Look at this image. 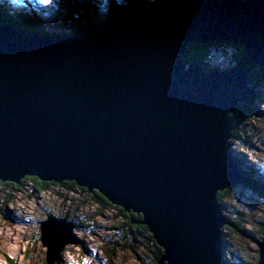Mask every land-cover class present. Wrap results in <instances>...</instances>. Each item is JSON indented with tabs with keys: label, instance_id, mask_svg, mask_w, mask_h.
I'll use <instances>...</instances> for the list:
<instances>
[{
	"label": "water",
	"instance_id": "water-1",
	"mask_svg": "<svg viewBox=\"0 0 264 264\" xmlns=\"http://www.w3.org/2000/svg\"><path fill=\"white\" fill-rule=\"evenodd\" d=\"M225 41L245 51L229 69L184 61L191 43ZM255 68L264 74V0L132 7L69 36L0 26V181L75 183L142 215L159 264H228L217 197L249 184L230 115L259 98ZM74 228L41 222L49 264L78 243Z\"/></svg>",
	"mask_w": 264,
	"mask_h": 264
},
{
	"label": "rangeland",
	"instance_id": "rangeland-1",
	"mask_svg": "<svg viewBox=\"0 0 264 264\" xmlns=\"http://www.w3.org/2000/svg\"><path fill=\"white\" fill-rule=\"evenodd\" d=\"M7 1L18 17L22 16L31 22L37 19L41 29L51 35L72 32L69 12L72 7L73 11L75 9L71 0H47V3L43 0H16L15 5L12 0ZM113 1L117 2L118 8L128 5L126 0H97L95 7H100L95 12L91 6V10L80 8L89 18H95L93 21H106L114 11ZM24 4L37 9L32 20L22 10ZM78 15L81 18L79 13ZM223 51L225 57L221 53L218 58H224L217 61L226 66L232 62L231 56L235 49L228 46ZM261 80L262 84L256 89L260 97L249 107L254 117L243 119L240 115L237 116L232 149L241 167L253 168L264 175V79ZM233 189L232 195L223 201L227 205L225 217L240 223L241 229L249 236L244 237L231 231L226 225L223 241L229 248L226 251L227 258L230 257V261L235 262L233 255L237 252L244 263L256 264L258 244L255 241L262 240L264 198L244 185H237ZM50 215L71 220L75 224L72 235L78 240L77 244L67 245L53 264L150 262L148 249L139 245L132 246L129 237H126V219L114 206H104L89 193L72 191L59 185L38 193L33 189V183L27 181L17 191L0 186V264H49L48 248L41 242L40 224Z\"/></svg>",
	"mask_w": 264,
	"mask_h": 264
},
{
	"label": "trees",
	"instance_id": "trees-1",
	"mask_svg": "<svg viewBox=\"0 0 264 264\" xmlns=\"http://www.w3.org/2000/svg\"><path fill=\"white\" fill-rule=\"evenodd\" d=\"M95 0H71L72 5L74 6L75 11H73V7L72 10L70 9V13L71 16L69 17V26H71L70 30L72 32H60V33H56L55 35L57 36H69L72 35L76 32L78 26L86 24V25H92V26H96L97 24L100 23V21H93L95 20V18H89L88 15H86L87 13H84L80 8V7H84L86 10H91L90 6L92 7L93 12H95L97 9H99L98 5H96L95 7V2H93ZM127 2H129L128 6L123 7V8H118V9H122V10H126L128 8H132V7H137V6H141L144 5L145 7H149V8H162V7H168V6H177L183 2H187L189 0H154V1H149V0H137L138 4H133L130 5L132 0H126ZM243 2L249 1V0H242ZM116 3V2H115ZM0 5H2L0 7V25L3 26H10L13 27L15 29H20V30H26L29 32H40L43 34H47L50 35L47 31L42 30L37 19L34 20L33 17L36 14L35 12L37 11V9L35 8H28L23 10L24 13L27 12L29 19H33L32 22L25 19V18H21L18 17L17 15L12 16V14L10 13V4L8 2H1ZM130 5V6H129ZM31 7V6H30ZM115 7H113V12L111 14V17H113V15H115L116 11H115ZM12 11V10H11ZM14 13V11H12ZM80 14L81 18H79L78 13ZM81 13H83L81 15ZM78 16L76 17L75 16ZM61 17L64 19L65 16ZM232 47L235 49L234 51V55L231 56V60L232 62H230L229 65H224L222 66V63L217 61L218 59H223L225 57L224 55V51L223 48L225 47ZM223 53L222 58H218V56H221ZM245 53L244 48L238 45H234L230 42H212L210 44H199V43H191L187 49V52L185 53V55L183 56L184 61L187 64H193V63H198L199 65H201L203 67V69L205 71H219V70H224V69H229L231 67H233L238 59L243 56ZM218 54V55H217ZM227 58V57H226ZM221 64V65H219ZM264 79V74H262L261 70L258 68H255L253 70V72L251 73V76L249 77V85L254 88L257 89L258 85L262 84V80ZM260 97V96H259ZM253 113L251 111V109L249 108V106L247 104H241L240 106H238L233 113H231L230 115V119L231 122L234 126L233 129V136L235 135V129L238 123V118L237 116L240 115V117L244 118H251L254 117ZM234 137H232L233 139ZM231 143H233V141L231 140ZM235 160L237 161V158H235ZM238 163V162H237ZM240 166V165H239ZM240 172H243L242 174L244 176L247 177V179L249 180V184L244 185L248 190H250L251 192H253L254 194H257L259 196H262V198H264V176L263 175H258L257 174V170L253 169V168H247V167H241L240 166ZM27 181H31L33 183V189L40 193L43 191H46L49 187L51 186H56L59 185L61 187H66L67 189H70L72 191H82L85 193H89L86 189L78 187L75 183H71V182H65L63 184H56V183H49V182H42L41 180H39L36 177H26L25 179H23L21 181L20 184H16V183H11V182H2L0 181V186H4V187H9L12 190H20ZM234 191L233 188L220 192L218 194L217 197V202L221 205V209L222 212L224 214V216H226V211H227V205L223 204V201L227 198H229L232 195V192ZM91 194V193H89ZM91 196L100 204L104 205V206H111L113 207L114 205H112L108 200H106L104 198V196H102L101 194H99L98 192L92 193ZM114 208H116L120 213H122V216L126 219L125 222V232H126V237H129V240L131 241L132 246L135 247V245H139V246H144L148 249V251L150 252V262H145L143 261L142 264H159L161 258L163 257L164 251L163 249L158 245L157 241L155 240V238L153 237L152 233L149 231L148 227L142 224L143 221V216L142 215H137L133 212H126L123 209L114 206ZM67 218V217H65ZM68 219V218H67ZM240 220V218H238ZM69 220V219H68ZM227 220L230 222V225H228L229 230L231 231H235L238 234L242 235V236H249V234H247L245 231H243L241 229L240 223H237L236 221H232L229 218H227ZM71 221V220H70ZM72 222V221H71ZM224 229H226V226L224 227ZM261 234H262V240L264 238V226L261 229ZM224 236V234H223ZM251 237V236H250ZM252 240H255V238H251ZM225 248L224 251H228V246L226 244V242H224ZM259 250H257L256 253V264H259ZM227 258V257H226ZM233 259L235 262L230 261V257L229 259L227 258V263L228 264H246L242 261V257L239 253L236 252V254L233 255ZM238 260V261H236Z\"/></svg>",
	"mask_w": 264,
	"mask_h": 264
},
{
	"label": "snow or ice",
	"instance_id": "snow-or-ice-1",
	"mask_svg": "<svg viewBox=\"0 0 264 264\" xmlns=\"http://www.w3.org/2000/svg\"><path fill=\"white\" fill-rule=\"evenodd\" d=\"M44 3H47V0H43Z\"/></svg>",
	"mask_w": 264,
	"mask_h": 264
},
{
	"label": "bare ground",
	"instance_id": "bare-ground-1",
	"mask_svg": "<svg viewBox=\"0 0 264 264\" xmlns=\"http://www.w3.org/2000/svg\"><path fill=\"white\" fill-rule=\"evenodd\" d=\"M1 26V25H0ZM17 30H20V29H17ZM47 35V34H46Z\"/></svg>",
	"mask_w": 264,
	"mask_h": 264
}]
</instances>
